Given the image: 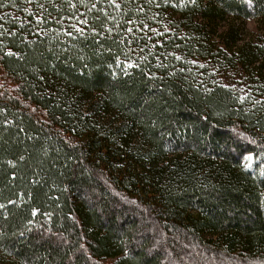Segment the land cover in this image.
<instances>
[{
    "label": "trees",
    "instance_id": "trees-1",
    "mask_svg": "<svg viewBox=\"0 0 264 264\" xmlns=\"http://www.w3.org/2000/svg\"><path fill=\"white\" fill-rule=\"evenodd\" d=\"M0 71V264H264V0H0Z\"/></svg>",
    "mask_w": 264,
    "mask_h": 264
},
{
    "label": "rangeland",
    "instance_id": "rangeland-1",
    "mask_svg": "<svg viewBox=\"0 0 264 264\" xmlns=\"http://www.w3.org/2000/svg\"><path fill=\"white\" fill-rule=\"evenodd\" d=\"M13 12H16L13 10ZM13 12H10L12 14ZM81 19H79L80 21ZM82 23H77L76 25L81 28ZM247 33H254L255 32V23L253 22H247L244 25ZM171 29V28H170ZM172 30V29H171ZM240 69H237L236 71H228V69H225L224 66H213L211 73L214 76L215 81H218L219 83L233 88L234 90L240 92L243 97H246V95H249L251 93L252 84L249 83L248 78L239 71ZM0 90L6 91V94L11 95L14 94L13 92V86L11 83L5 78V76L0 71ZM27 109L30 113H32L38 120L45 121V117L43 116V113L40 112L37 109H34V107H31L27 105Z\"/></svg>",
    "mask_w": 264,
    "mask_h": 264
},
{
    "label": "snow or ice",
    "instance_id": "snow-or-ice-1",
    "mask_svg": "<svg viewBox=\"0 0 264 264\" xmlns=\"http://www.w3.org/2000/svg\"><path fill=\"white\" fill-rule=\"evenodd\" d=\"M129 31H131V29H129ZM177 59H179V57H177Z\"/></svg>",
    "mask_w": 264,
    "mask_h": 264
}]
</instances>
